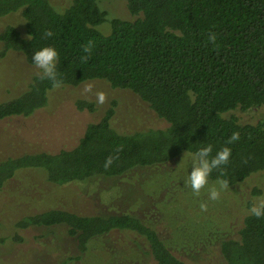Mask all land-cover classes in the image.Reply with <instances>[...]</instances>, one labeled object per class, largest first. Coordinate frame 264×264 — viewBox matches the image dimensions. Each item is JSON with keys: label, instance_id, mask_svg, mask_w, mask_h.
<instances>
[{"label": "trees", "instance_id": "trees-1", "mask_svg": "<svg viewBox=\"0 0 264 264\" xmlns=\"http://www.w3.org/2000/svg\"><path fill=\"white\" fill-rule=\"evenodd\" d=\"M100 1L107 0H73L61 12L51 0H0V18L20 12L25 21V35L13 25L0 32L1 54L17 51L34 65L32 53L53 46L62 87L105 81L135 94L167 126L120 133L112 126V104L99 122L87 126L75 147L1 160L0 194L27 170L41 171L50 184L62 186L164 166L208 144L215 155L234 131L240 139L227 145L230 161L214 169L209 182L224 179L229 188L237 187L264 173V123L227 116L264 106V0H123L134 20L110 19ZM106 22L110 30L104 35L98 29ZM46 31L53 36L45 38ZM211 33L215 41L208 39ZM54 89L51 80L37 74L21 95L0 103V121L33 115L47 106ZM77 107L96 110L88 101H78ZM15 227L16 241L23 240L19 230L64 229L74 238L80 260L91 244L117 234L124 246L146 247L155 264H187L157 229L130 214L83 216L50 209L20 219ZM218 249L224 264H264V217L249 213L236 238L222 239Z\"/></svg>", "mask_w": 264, "mask_h": 264}, {"label": "rangeland", "instance_id": "rangeland-1", "mask_svg": "<svg viewBox=\"0 0 264 264\" xmlns=\"http://www.w3.org/2000/svg\"><path fill=\"white\" fill-rule=\"evenodd\" d=\"M51 2L62 12L73 0ZM98 6L109 13L110 19H135L126 1H100ZM108 24L98 29L104 35L110 30ZM8 25L25 35L20 12L0 18V32ZM2 48L0 42V103L21 95L40 73L22 53L2 55ZM98 92L105 93L103 104L97 102ZM78 101L92 102L96 110H79ZM112 104V126L120 133L167 126L135 94L115 89L105 81L60 87L50 92L47 106L33 115L0 121V161L25 153H55L75 147L87 126L99 122ZM227 116H235L242 123H264V106L237 109ZM190 163L185 154L167 165L141 168L122 177H94L62 186L50 184L41 171L18 173L0 194V237L5 238L0 243V264H155L146 247L135 243L124 246L125 241H119L117 234L91 244V251L82 260L76 257L79 252L74 238L61 228L31 227L19 230L22 241L12 239L18 230L17 221L50 209L83 216L130 214L157 229L166 245L187 264H224L218 253L220 241L236 238L249 208L264 200V173L237 187L225 188L213 201L204 190L197 196L184 184ZM215 183L210 181L209 185ZM201 203L207 208L202 209Z\"/></svg>", "mask_w": 264, "mask_h": 264}, {"label": "clouds", "instance_id": "clouds-1", "mask_svg": "<svg viewBox=\"0 0 264 264\" xmlns=\"http://www.w3.org/2000/svg\"><path fill=\"white\" fill-rule=\"evenodd\" d=\"M53 36L52 31H46L44 33L45 38ZM208 39L215 41L216 35L214 33L209 34ZM84 52H89L90 42L83 48ZM59 59L58 51L53 46H44L39 50H35L32 53V62L34 66L40 70L39 76L41 79H48L52 81L53 88H60L63 86V81L58 79L57 63ZM97 102L103 104L105 102V93L98 92ZM240 139V133L234 131L226 142V146L220 148L215 152V155H211L213 152V146L208 144L198 148L194 153H189L191 160L190 171L187 172L184 178V184L189 187L194 195L199 196L201 190L207 193L209 200H218L221 192L228 187V181L224 179H217L214 185H209V176L214 169H220L229 163L232 154V149L227 145L237 142ZM111 163V158L107 161ZM202 209L207 208L206 203H201ZM249 212L256 218L264 217V200L257 203H253L249 208Z\"/></svg>", "mask_w": 264, "mask_h": 264}]
</instances>
